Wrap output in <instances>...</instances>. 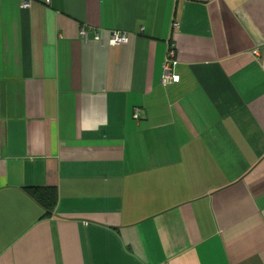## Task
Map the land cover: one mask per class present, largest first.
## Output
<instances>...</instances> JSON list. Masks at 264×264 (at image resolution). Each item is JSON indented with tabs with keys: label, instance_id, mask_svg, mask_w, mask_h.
<instances>
[{
	"label": "crops",
	"instance_id": "crops-1",
	"mask_svg": "<svg viewBox=\"0 0 264 264\" xmlns=\"http://www.w3.org/2000/svg\"><path fill=\"white\" fill-rule=\"evenodd\" d=\"M0 264H264V0H0Z\"/></svg>",
	"mask_w": 264,
	"mask_h": 264
},
{
	"label": "built area",
	"instance_id": "built-area-1",
	"mask_svg": "<svg viewBox=\"0 0 264 264\" xmlns=\"http://www.w3.org/2000/svg\"><path fill=\"white\" fill-rule=\"evenodd\" d=\"M31 7L30 2L23 4L24 9H29ZM80 38L84 42H89L90 40L99 41L100 33L94 30H87L82 28L80 31ZM128 35L122 32H115L112 34L110 44L114 47L121 46L128 42ZM178 60L176 58L175 45L171 44L167 51L166 60L163 66V78L162 83L164 85L176 84L180 81V77L176 74V67ZM139 110H136V117H139Z\"/></svg>",
	"mask_w": 264,
	"mask_h": 264
},
{
	"label": "trees",
	"instance_id": "trees-1",
	"mask_svg": "<svg viewBox=\"0 0 264 264\" xmlns=\"http://www.w3.org/2000/svg\"><path fill=\"white\" fill-rule=\"evenodd\" d=\"M26 193L45 211V216H51L58 203L57 189L53 187H26Z\"/></svg>",
	"mask_w": 264,
	"mask_h": 264
}]
</instances>
